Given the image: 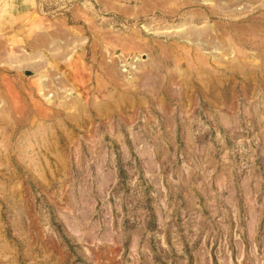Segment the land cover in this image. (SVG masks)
Listing matches in <instances>:
<instances>
[{
    "label": "rangeland",
    "instance_id": "obj_1",
    "mask_svg": "<svg viewBox=\"0 0 264 264\" xmlns=\"http://www.w3.org/2000/svg\"><path fill=\"white\" fill-rule=\"evenodd\" d=\"M15 1L0 75L37 102L0 84V264H264V0Z\"/></svg>",
    "mask_w": 264,
    "mask_h": 264
},
{
    "label": "crops",
    "instance_id": "obj_2",
    "mask_svg": "<svg viewBox=\"0 0 264 264\" xmlns=\"http://www.w3.org/2000/svg\"><path fill=\"white\" fill-rule=\"evenodd\" d=\"M15 6L13 8L14 9V13L18 14L21 13L24 9H27V6L29 5V2L32 3L31 0H16L15 1ZM33 6V5H30ZM33 8V7H31ZM11 9V8H10ZM9 9L8 13H7V17L5 16L3 19V23L4 25L7 27L4 28L1 40H2V44H1V51H0V56L5 58H9L11 56V48H10V40H11V33L7 32L10 31L11 29V10ZM31 12V11H29ZM15 18H17L15 16ZM18 27L22 28V24H26V17L22 18V17H18ZM64 37L66 36V32L63 33ZM54 35L51 34H46L43 33L41 35H39V37H35L34 38V44L32 45V47H38L39 44L41 46H45L48 47L50 46L52 39H53ZM18 40H23L22 35L17 36ZM8 42V43H7ZM31 46V44H30ZM68 46V45H66ZM10 61H8L9 63ZM3 64L6 63L5 60L2 61ZM52 65L51 68L48 69L49 72V76L58 73L62 76L63 81L66 83V85L70 88H72L73 91L75 90H79V91H84V89L88 86V84H90L91 82V70L89 65L83 61V57H79L74 59V54L73 55H65L63 54V56H58L57 58H55V60H49L47 62V65ZM10 68H2V74L0 75V84H1V88H2V95L5 98H10L14 95H18V99L20 100V108L17 110L19 113H23V114H28V111L30 110V105L32 103L28 102V98H31V102H37L36 101V95L37 92L30 93V94H24L22 92H18V93H14L11 92L12 90V86H11V77H10ZM8 74V75H7ZM36 77H39V80L36 84L35 82V89L42 87L43 90H46L48 88V85L45 83V79L43 76L38 75ZM50 83V81H49ZM26 84V85H25ZM25 84L23 82H20V89L25 90V88L27 87H31V84H27L25 82ZM38 85V86H37ZM32 88V87H31ZM30 89V88H28ZM24 98V99H22ZM7 104L9 105L10 108V103H9V99L6 100ZM34 104V103H33ZM35 105V104H34Z\"/></svg>",
    "mask_w": 264,
    "mask_h": 264
}]
</instances>
